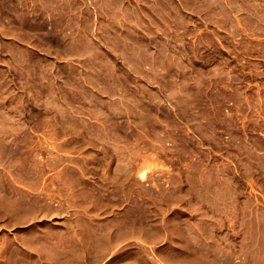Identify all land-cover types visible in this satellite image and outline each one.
<instances>
[{"label": "rangeland", "instance_id": "1", "mask_svg": "<svg viewBox=\"0 0 264 264\" xmlns=\"http://www.w3.org/2000/svg\"><path fill=\"white\" fill-rule=\"evenodd\" d=\"M33 159L127 264H264V0H0V170Z\"/></svg>", "mask_w": 264, "mask_h": 264}, {"label": "crops", "instance_id": "2", "mask_svg": "<svg viewBox=\"0 0 264 264\" xmlns=\"http://www.w3.org/2000/svg\"><path fill=\"white\" fill-rule=\"evenodd\" d=\"M83 41L99 42L92 32ZM30 161L0 170V264H127L120 249L143 231L118 237L112 212L103 217L87 211L82 214L87 227L75 223L64 207L67 196L55 194L53 169Z\"/></svg>", "mask_w": 264, "mask_h": 264}]
</instances>
